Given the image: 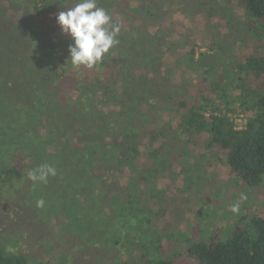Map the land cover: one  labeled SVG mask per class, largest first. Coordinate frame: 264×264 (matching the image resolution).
<instances>
[{
  "label": "trees",
  "instance_id": "obj_1",
  "mask_svg": "<svg viewBox=\"0 0 264 264\" xmlns=\"http://www.w3.org/2000/svg\"><path fill=\"white\" fill-rule=\"evenodd\" d=\"M25 1L13 4L14 11L25 6L31 12L20 9L17 19L0 0V211L12 206L18 211L20 204V213L29 214L19 188L26 182L24 192L36 194L46 186L44 193H62L69 219L77 217L76 211L93 210V198L100 199L103 213L119 197L128 205L132 229L142 226L139 233L145 237L147 226L164 224L169 231L168 207L149 204L161 198L157 182L162 175L178 177L175 164H182L184 175L198 167L191 145L200 140L206 156L221 158L250 187L264 183V52L221 63L226 46L220 39L201 52L185 34L173 39L170 8L157 0L126 5L98 0L120 23V42L98 66L74 69L71 38L61 33L56 20L74 0ZM215 1L202 3L207 15L238 18L243 25L235 26L234 35L264 41V0H240L242 17L231 9L232 0L221 10ZM49 29L59 30L63 39L58 36L60 43L54 41L52 47L38 46L37 33ZM234 111L246 112L244 128H236L235 114L229 115ZM45 164L57 170L46 184L28 179L29 171ZM121 182H128L125 188ZM174 236L168 232L164 239ZM148 247L143 239L120 264H177L184 254L195 264H264V211L241 216L229 232L195 239L184 249L169 251L158 244L165 249L162 256L152 257ZM0 264L59 263H32L0 241Z\"/></svg>",
  "mask_w": 264,
  "mask_h": 264
},
{
  "label": "rangeland",
  "instance_id": "obj_2",
  "mask_svg": "<svg viewBox=\"0 0 264 264\" xmlns=\"http://www.w3.org/2000/svg\"><path fill=\"white\" fill-rule=\"evenodd\" d=\"M1 1L7 11L17 19L19 17L15 14L20 12V9L25 10L26 13L31 12V8L25 6L14 11L13 4L25 0ZM157 1L170 8L167 22L168 24L173 22L176 25L171 33L173 39L179 40L182 34L187 35L191 40L196 41L198 52L206 50L214 39H220L219 44L226 46V50L223 49L225 53L219 55L221 63L223 61L229 63L237 55L242 58L245 54L248 55L255 51L264 52L263 40H257L251 35L247 37L240 32L234 35L235 26L243 25L238 18L234 21H227L229 18L227 16L221 18L219 14L207 15V6L202 4L207 0ZM132 2L133 0H119V5ZM215 3L221 10L227 1L218 0ZM195 6L197 10H193ZM230 7L237 15L243 16L244 10L240 0H232ZM194 11L199 12L195 15ZM5 14L6 18H9V14L7 12ZM117 16L124 18L121 13ZM37 34L39 35L36 40L38 46L48 44L52 47L54 41L55 44H59L63 39L60 31L55 29ZM58 36L61 40L56 41ZM223 81H225L224 78ZM238 112H230L229 115L232 116ZM241 113L246 115V112ZM200 141V145H191L192 153L197 156L195 161L198 167H191V174L184 175L182 164H175L172 169L178 177L173 179L166 174L162 175L157 182L161 198H154L155 200L149 204H153L154 208L168 207L169 210L174 211L168 210L165 216V219L170 222L169 231L164 224L160 223L157 227L159 230L154 226H147L146 237L143 233H139L143 230L142 226L137 231L132 229L128 224L129 215H126L129 213L128 205H124L125 203L119 200V197L114 199L112 207L106 204L103 207V213H100V206H102L100 199L93 198L91 201L93 210H86L85 213L83 210L76 211V219L74 217L69 219L63 200L65 197L61 198L62 193L51 190L44 193V188L48 190L46 186H41L40 192L36 194L35 192H24L26 182H20L19 188L21 195L23 194L22 205L29 214L20 213L23 211L20 204L17 206L18 211L15 210V206L0 211L1 243L9 251L26 254L32 263L53 260L59 264H120V261L124 262L129 259L128 252L130 253L136 245L142 244L143 239L145 242L149 241V251H147L149 255L158 257L165 252L163 247H157L158 244H164L169 251L175 247L184 249L185 245L195 239L229 232L241 216L263 212L264 183L258 188L250 187L241 177L232 173L221 158L219 160L215 159L214 155L206 156L209 154L205 153L203 140ZM193 178L194 180L191 181ZM2 183L4 185L10 182ZM127 183L121 182L122 186ZM143 185L146 188L144 182ZM0 186L1 191H4L2 185ZM184 192L186 194L182 195ZM169 197L176 198V202L174 203ZM39 199H45L43 208H37L36 204H32ZM105 199L106 196L103 197V200ZM235 204H239L238 212L232 211V206ZM135 222L136 220L133 219L132 224ZM129 231L131 234L128 233ZM168 232L174 233L175 236L172 239H164ZM176 262L177 264H195V261L185 254L179 256Z\"/></svg>",
  "mask_w": 264,
  "mask_h": 264
},
{
  "label": "clouds",
  "instance_id": "obj_3",
  "mask_svg": "<svg viewBox=\"0 0 264 264\" xmlns=\"http://www.w3.org/2000/svg\"><path fill=\"white\" fill-rule=\"evenodd\" d=\"M56 20L61 33L71 38L68 51L74 69L98 66L120 42V23L113 21L107 10L98 5V0H74L71 6L59 11ZM56 174L55 167L45 164L38 170L29 171L28 179L46 184L48 177ZM44 205L43 199L37 200V208ZM232 211L238 212L239 204L233 205Z\"/></svg>",
  "mask_w": 264,
  "mask_h": 264
},
{
  "label": "built area",
  "instance_id": "obj_4",
  "mask_svg": "<svg viewBox=\"0 0 264 264\" xmlns=\"http://www.w3.org/2000/svg\"><path fill=\"white\" fill-rule=\"evenodd\" d=\"M234 122H235V126L237 129H242L244 128V125L246 123V119L244 118L243 114H235L233 116Z\"/></svg>",
  "mask_w": 264,
  "mask_h": 264
}]
</instances>
